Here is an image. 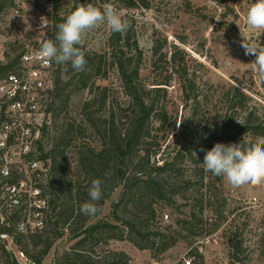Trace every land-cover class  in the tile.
<instances>
[{
    "label": "rangeland",
    "instance_id": "374dc122",
    "mask_svg": "<svg viewBox=\"0 0 264 264\" xmlns=\"http://www.w3.org/2000/svg\"><path fill=\"white\" fill-rule=\"evenodd\" d=\"M135 1L137 6L130 8L125 6L124 0H63V6L65 12H69L81 4L92 3L100 8L112 4L131 21L146 61L154 39H167V49L185 57L189 73L196 76L195 90L200 95V103L185 104L178 88L173 87L168 98L173 110L169 135L149 146L151 163L161 165L179 154V170L170 177L175 183L170 194L175 195L149 199L155 213L152 219H148L147 206L130 202L119 207V215L141 222L147 233L166 235L151 236L150 240L157 242L156 247H160L162 241L175 239L174 244L161 252L159 248L139 247L130 239H113L95 245L93 255L100 258L106 257L109 251H118L125 261L123 264H186L184 257L191 254H196L193 264H264V185L233 187L226 178L206 171L202 163L211 145L235 144L226 135L229 131L235 130L237 138L264 144V135L247 133L241 124L237 125L250 106H257V114L264 120V81L252 64L255 57L245 55L241 47L243 41L264 47V30L252 29L246 24V12L254 0ZM111 33L106 24L102 25L86 35L83 47L85 54L98 59L103 55L107 59L100 75L91 78L96 85L108 87L107 104L91 109L96 129L84 110V104L93 93L90 88L77 85L79 71L65 64L61 70V87L67 85L62 93L64 106L61 104L57 118L61 117L63 126L74 121L87 129L84 137L76 135L67 147L70 174L84 181L86 173L78 166L79 149L88 145L98 150L104 147L106 140L97 126L108 117L112 101L124 104L127 100L118 72L110 61ZM146 67L144 76L149 74ZM231 84L250 96L243 107L238 102L234 110L228 108L224 99ZM94 91L98 93L100 89ZM111 183L108 174L102 212L89 217L87 226L114 221L113 212L121 199L123 186L117 184L111 189ZM63 232L42 261L34 264H54L57 256L70 250L76 239L69 229Z\"/></svg>",
    "mask_w": 264,
    "mask_h": 264
},
{
    "label": "trees",
    "instance_id": "16d2710c",
    "mask_svg": "<svg viewBox=\"0 0 264 264\" xmlns=\"http://www.w3.org/2000/svg\"><path fill=\"white\" fill-rule=\"evenodd\" d=\"M124 1L127 8L138 4L135 0ZM71 12L56 17L54 36L58 31L57 25L63 22ZM134 32L131 26L125 34L111 33L109 46L112 50V59L110 61L118 72L127 100L124 104L112 101L108 117L103 119V124L97 126L100 135L106 140L104 147L98 150L88 145L78 151V166L86 173L87 182L73 178L70 174L67 147L76 135L84 137L87 129L82 123L77 124L74 121L66 122L63 126L61 117L57 118L61 104L64 106L62 93L67 84L61 87L60 76L64 64H56L55 87L50 105L53 119L46 130V140L41 146V156L52 162L53 182L49 187V193L53 215L43 230L30 235H20L17 238L21 250L34 263L42 261L50 252L55 240L62 237L63 230L67 229L71 231V236L76 239V242L69 251H65L60 257L57 256L54 264H123L125 261L118 251H109L106 257L100 258H95L93 255L95 245L113 239H130L139 247L159 248L161 252L166 251L175 242V239L162 241L160 247H156L157 242L151 241V236L156 238V236L166 237V235L161 232L147 233L141 222L126 215H119V207L124 203L127 205L135 202L140 206H147L150 210L148 219L153 218L155 213L149 199L157 195L164 198L170 194L172 185L175 184L171 181V174L179 170L178 153L159 165L156 162L151 163L149 152L151 144L169 135V119L173 114L172 105L168 102V98L171 97L170 90L177 87L181 101L185 104L189 101L200 103V95L196 94V76L189 73L186 58L179 55L176 50H168L167 39L163 41L154 39L149 59L146 61L144 50L135 38ZM85 56L87 65L84 71H79L77 74V85L90 88L93 93V96L84 104V110L95 127V120L92 119L94 112L91 109L97 105L107 104L108 87L96 85L91 78L100 75L102 64L107 63V59L103 55H100V59L89 54ZM145 62L149 71L147 76L143 74ZM65 65L72 69L70 63ZM94 89H100V91L95 93ZM224 99L228 108L234 110L238 102L243 107L250 96L231 84ZM258 110L257 106L246 108L242 122L237 125L241 124L242 130L247 133L264 135V120H261L257 114ZM235 129H237L236 126ZM234 131H229L226 135L234 140L235 144L240 142L258 144L243 137L237 138ZM213 146L211 145V148ZM108 174L111 175V189L117 184L123 186L121 199L116 203L113 212L114 221L117 220L118 223L113 221L87 226L86 222L91 216L81 213L80 206L90 200L88 188L92 180L99 179L102 197L96 203L102 208V203L107 198L104 186ZM199 257L201 258L202 255ZM0 258L4 264H14L10 253L1 241Z\"/></svg>",
    "mask_w": 264,
    "mask_h": 264
},
{
    "label": "built area",
    "instance_id": "2783aa9c",
    "mask_svg": "<svg viewBox=\"0 0 264 264\" xmlns=\"http://www.w3.org/2000/svg\"><path fill=\"white\" fill-rule=\"evenodd\" d=\"M67 13L63 0H0V241L17 264H34L18 236L43 230L53 215L52 162L41 146L52 123L57 66L38 53L45 39H55L56 17Z\"/></svg>",
    "mask_w": 264,
    "mask_h": 264
},
{
    "label": "clouds",
    "instance_id": "9594fccd",
    "mask_svg": "<svg viewBox=\"0 0 264 264\" xmlns=\"http://www.w3.org/2000/svg\"><path fill=\"white\" fill-rule=\"evenodd\" d=\"M245 19L250 28L264 30V0H254ZM105 24L111 32L120 34H125L132 26L131 21L125 19L110 3L104 4L102 8L92 3L81 4L57 25L54 40L45 39L42 42L38 54L45 63H70L76 71H84L87 65L83 50L85 37ZM241 47L245 55L255 57L252 64L259 78L264 81V47L245 41ZM202 163L206 171L226 178L233 187L264 185V144L216 143L205 153ZM88 193L90 200L80 206V212L95 216L102 212L96 203L102 197L99 179L92 180Z\"/></svg>",
    "mask_w": 264,
    "mask_h": 264
},
{
    "label": "water",
    "instance_id": "95a60500",
    "mask_svg": "<svg viewBox=\"0 0 264 264\" xmlns=\"http://www.w3.org/2000/svg\"><path fill=\"white\" fill-rule=\"evenodd\" d=\"M10 254H11V259H12L13 263L17 264V260H16V258L14 256L13 252H10Z\"/></svg>",
    "mask_w": 264,
    "mask_h": 264
}]
</instances>
